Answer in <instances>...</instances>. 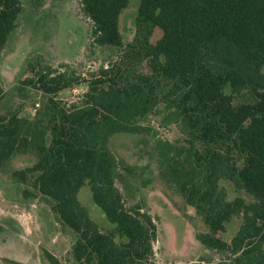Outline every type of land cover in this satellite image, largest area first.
Masks as SVG:
<instances>
[{
  "label": "trees",
  "instance_id": "16d2710c",
  "mask_svg": "<svg viewBox=\"0 0 264 264\" xmlns=\"http://www.w3.org/2000/svg\"><path fill=\"white\" fill-rule=\"evenodd\" d=\"M131 1L81 0L93 43L114 56L91 74L80 102L58 99L81 78L70 65L38 59L22 71L21 78L33 74L16 86L20 98L36 89L46 99L30 116L22 103L0 112V174L20 191L19 202L44 201L74 231V264H152L155 217L143 198L126 206L118 179L133 167L114 149L116 136H149L158 179L151 205L171 207L176 194L195 208L204 229L194 236L190 221L186 237L189 250L202 247L198 264H264V0H138L126 40L121 18ZM22 11V0H0V53ZM6 94L0 88V102ZM153 116L181 136L168 140L148 122ZM20 155L27 161L12 168ZM225 180L248 199L230 197ZM86 184L111 228L81 202ZM233 218L242 224L226 241ZM43 257L64 264L46 249Z\"/></svg>",
  "mask_w": 264,
  "mask_h": 264
},
{
  "label": "rangeland",
  "instance_id": "374dc122",
  "mask_svg": "<svg viewBox=\"0 0 264 264\" xmlns=\"http://www.w3.org/2000/svg\"><path fill=\"white\" fill-rule=\"evenodd\" d=\"M22 1L23 11L18 27L0 55V88L7 93L0 102V112L13 110L22 103L21 113L30 116L42 107L46 99L42 91L33 89L31 97L23 101L16 90L24 77L33 74L32 70H26L21 78L22 71L38 59L56 68L70 65L80 73L79 82L58 95V99L65 103L80 102L87 91L91 74L97 72L102 64L108 63L114 56V50L93 43V23L82 11L81 0H41L38 7L35 0ZM137 1L132 0L122 14L121 29L126 40L132 39L135 33ZM160 35L161 30L157 29L154 39ZM148 122L168 140L181 136L175 126L158 128L159 118L156 116ZM150 145L151 139L146 135L124 134L116 136L114 140L115 151L125 156L124 162L132 165L134 172L120 173L118 179L126 206L130 207L143 198L155 217L158 233L157 240L153 242L152 264H198L202 247L196 245L189 250L191 241L186 237L190 221L194 225L193 235L204 229L196 219L195 208L186 206L176 194L177 201L174 202L172 198L174 205L170 203L171 207L163 205L157 210L151 205L149 194L158 187V179ZM26 161L25 156L20 155L12 162V168L20 167ZM222 186L226 187L230 197H249L244 191L232 188V183L226 180ZM20 198V191L11 185L8 176L0 174V264H25L29 261L47 264L43 257L45 249L60 257L64 264H74L70 258L71 245L76 239L74 231L62 226L44 201L26 204L19 202ZM79 198L96 222L103 228L112 227L103 210L94 202L89 184L81 188ZM241 224V218H233L226 224L223 238L230 241ZM213 257L219 259L220 256L215 254Z\"/></svg>",
  "mask_w": 264,
  "mask_h": 264
},
{
  "label": "flooded vegetation",
  "instance_id": "af4514ba",
  "mask_svg": "<svg viewBox=\"0 0 264 264\" xmlns=\"http://www.w3.org/2000/svg\"><path fill=\"white\" fill-rule=\"evenodd\" d=\"M2 52V51H1ZM0 55H1V53H0Z\"/></svg>",
  "mask_w": 264,
  "mask_h": 264
}]
</instances>
